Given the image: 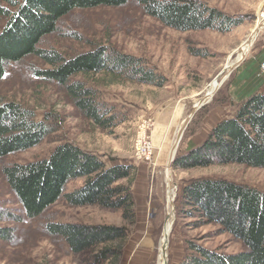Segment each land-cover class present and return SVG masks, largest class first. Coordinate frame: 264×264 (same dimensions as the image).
Wrapping results in <instances>:
<instances>
[{"label": "rangeland", "instance_id": "rangeland-1", "mask_svg": "<svg viewBox=\"0 0 264 264\" xmlns=\"http://www.w3.org/2000/svg\"><path fill=\"white\" fill-rule=\"evenodd\" d=\"M201 1L240 16L242 23L228 32L181 31L145 14L138 0H129L122 6L74 9L59 19L53 33L42 37L38 48L56 51L65 58L107 46L112 51L143 60L146 68L158 75L156 83L140 82L127 74L113 78L97 73L75 78L94 86L100 91L102 102L114 108L116 124L106 129L93 125L75 107L63 86L35 74L37 70L52 67L43 59L28 55L20 62L7 65L6 74L0 80V103H21L33 110L37 119L49 117L53 129L40 144L0 156V227H10L14 231L10 239L0 238V264H159L161 241L169 218V199L175 195L168 264L181 263L188 240L227 254L245 250L241 240L231 233H221L216 223L195 227L189 225L194 218H178L179 196L189 181L203 177L224 178L264 191V167L214 163L184 168L172 163L174 190L167 182L168 162L179 129L210 86H215V81L218 86L229 73L214 96L191 119L176 157L187 152L190 144L203 143L214 127L233 116L242 103L235 96L238 65L231 72L224 69L242 56L240 52L245 42L264 14V0ZM0 7L11 6L7 0H0ZM7 21V17L0 15V32ZM263 45L264 28L244 59ZM66 141L99 153L110 164L135 166L136 175L132 179L119 181L131 186L136 213L134 224L124 220L121 210L99 205L71 206L64 198L37 217L26 215L8 185L4 167L48 158ZM83 182V178L70 181L66 191L75 190ZM139 184L144 187L137 189ZM142 193L147 203L144 226L140 225L142 219L137 215V199ZM52 221L127 226L128 234L112 244L119 255L98 262L93 251L74 253L63 237L50 234L46 225Z\"/></svg>", "mask_w": 264, "mask_h": 264}, {"label": "trees", "instance_id": "trees-1", "mask_svg": "<svg viewBox=\"0 0 264 264\" xmlns=\"http://www.w3.org/2000/svg\"><path fill=\"white\" fill-rule=\"evenodd\" d=\"M0 7L8 21L0 32V80L7 65L35 55L52 67L37 70L42 79L63 86L76 108L90 122L106 129L114 126V108L102 102L100 91L78 75L105 73L113 78L127 74L140 82L156 83L158 75L144 61L102 46L65 58L56 51L38 48L42 37L56 30L59 19L74 9L122 6L129 0H7ZM145 14L171 28L228 32L242 23L238 15L201 0H138ZM49 117L37 119L29 107L15 102L0 103V156L34 147L52 131ZM214 163H239L264 167V91L238 107L235 114L218 123L200 145H189L174 160L176 167L195 168ZM132 164H110L102 155L78 143L66 141L45 159L5 166L4 176L30 218L64 198L71 206L99 205L121 210L134 224L135 203L131 186L119 183L136 175ZM83 178V185L66 191L67 184ZM131 181V180H130ZM178 218H194L189 225L216 223L221 233L241 240L245 250L227 254L186 241L187 252L180 264H264V191L224 178H196L182 188ZM47 231L63 237L74 253L94 252L98 262L119 255L112 247L128 234L127 226L48 222ZM13 229L0 227V238L10 239Z\"/></svg>", "mask_w": 264, "mask_h": 264}, {"label": "crops", "instance_id": "crops-1", "mask_svg": "<svg viewBox=\"0 0 264 264\" xmlns=\"http://www.w3.org/2000/svg\"><path fill=\"white\" fill-rule=\"evenodd\" d=\"M264 45L259 48L256 53L246 57L241 65L237 66L238 78L235 81V87L238 88L235 96L240 102H243L251 95L264 91ZM143 184L137 185L138 188H143ZM144 194H140L137 199V215L142 219L140 225L144 226L146 223L144 215L147 210L146 200ZM140 216V217H139ZM150 230H148L149 233ZM144 252V248L141 249Z\"/></svg>", "mask_w": 264, "mask_h": 264}, {"label": "water", "instance_id": "water-1", "mask_svg": "<svg viewBox=\"0 0 264 264\" xmlns=\"http://www.w3.org/2000/svg\"><path fill=\"white\" fill-rule=\"evenodd\" d=\"M264 28V22L261 23V24H258L256 26V28L254 29L252 35L249 37V39L245 42L247 43L248 45H252L253 41L256 39V37L258 36L259 32ZM247 54V53H246ZM245 55L237 61V63H235L234 65H232L231 67H225L224 71L227 72V71H232V69L234 67H236L237 65H239V63L244 59ZM230 71V72H231ZM229 73H227L226 75H228ZM226 75L221 79V82L220 84L213 90V91H209L207 92V94L200 98L197 103L194 105L192 111L190 112V114L187 116V118L185 119L184 123L182 124V126L180 127L179 129V132H178V135H177V138L175 140V143L172 147V150H171V154H170V159H169V162H168V175H167V182H168V186L169 188H172L173 185H174V182H173V178H172V175H171V166H172V163L174 162L175 158H176V152H177V149H178V146L180 144V141L182 140V137L184 135V132L185 130L187 129L191 119L193 118V116L195 115V113L202 107L204 106L207 102H209V100L214 96V94L216 93V91L218 90V88L221 86L224 78H226ZM175 197L176 195L173 197V196H170V206L172 207V210L169 212V215L168 217L170 218L171 214H173V217L175 216V206H174V201H175ZM169 218L167 219V222L169 220ZM167 222H166V225H165V229H164V234H163V237H165V232H168V234H166V238H165V241L167 243V248L169 247V236H170V232L172 230V226H173V223L171 225V228H168L167 227ZM163 253L167 256V253L166 251L164 252L163 250ZM166 264H168V261L166 262Z\"/></svg>", "mask_w": 264, "mask_h": 264}, {"label": "bare ground", "instance_id": "bare-ground-1", "mask_svg": "<svg viewBox=\"0 0 264 264\" xmlns=\"http://www.w3.org/2000/svg\"><path fill=\"white\" fill-rule=\"evenodd\" d=\"M264 14H262V19L260 20V24L261 23H263L264 21ZM249 48H250V45H248L247 43H246V45H245V48L244 49H242L241 50V52H240V55H242L240 58H238L235 62H233V63H231L229 66H227V67H231L232 65H234L235 63H237V61L238 60H240L244 55H246V53H247V51L249 50ZM239 55V56H240ZM215 83V86H214V84H212L211 86H210V90L209 91H213L216 87H217V81H215L214 82ZM219 85V84H218ZM197 103V102H196ZM178 132V131H177ZM178 135V134H177ZM173 188V190H174V187H172ZM172 210V207L170 206V210H169V212ZM172 223H173V214H171V216H170V219L168 220V222H167V227L168 228H171V225H172ZM166 234H168V232H165V237H163V239H162V241H161V253H160V261H159V264H166V262H167V258H168V255L166 256L164 253H163V250H164V252L166 251V253H168V249L167 248H165V247H167L168 245H167V243H166V241H165V238H166Z\"/></svg>", "mask_w": 264, "mask_h": 264}, {"label": "built area", "instance_id": "built-area-1", "mask_svg": "<svg viewBox=\"0 0 264 264\" xmlns=\"http://www.w3.org/2000/svg\"><path fill=\"white\" fill-rule=\"evenodd\" d=\"M263 68H264V65H263Z\"/></svg>", "mask_w": 264, "mask_h": 264}]
</instances>
